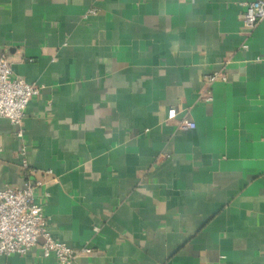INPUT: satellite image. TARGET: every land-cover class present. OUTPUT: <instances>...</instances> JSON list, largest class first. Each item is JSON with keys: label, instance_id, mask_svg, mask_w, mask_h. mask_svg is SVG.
I'll return each instance as SVG.
<instances>
[{"label": "crops", "instance_id": "obj_1", "mask_svg": "<svg viewBox=\"0 0 264 264\" xmlns=\"http://www.w3.org/2000/svg\"><path fill=\"white\" fill-rule=\"evenodd\" d=\"M250 1L0 0V56L40 87L22 137L0 117V190L23 186L24 146L50 236L92 249L72 264H264V20L244 25ZM0 264L58 263L37 244Z\"/></svg>", "mask_w": 264, "mask_h": 264}, {"label": "built area", "instance_id": "obj_2", "mask_svg": "<svg viewBox=\"0 0 264 264\" xmlns=\"http://www.w3.org/2000/svg\"><path fill=\"white\" fill-rule=\"evenodd\" d=\"M95 12V9H89L85 16ZM242 20L249 29L263 21L264 0L246 3ZM219 78L224 79V76L214 73L204 78L207 90L200 95L201 100H211L208 87ZM39 90V86L13 76L6 57L0 56V117L7 118L16 127L17 137H22L24 110L31 98L39 95ZM177 114L174 107L167 110L168 119L175 118ZM177 126L179 130L187 131L193 123L183 115ZM18 155L20 169L26 180L21 188L5 187L0 190V255H25L37 244H40L43 257L53 256L58 264H72L80 254L89 255L92 252L89 247L75 250L50 236L46 228L43 205L36 198V188L40 184L28 180L36 170L29 168L24 146L20 147Z\"/></svg>", "mask_w": 264, "mask_h": 264}]
</instances>
